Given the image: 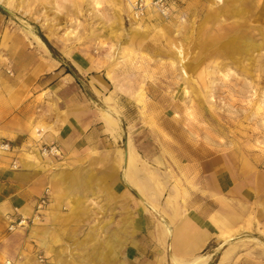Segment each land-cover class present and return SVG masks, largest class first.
Segmentation results:
<instances>
[{
  "label": "crops",
  "instance_id": "crops-1",
  "mask_svg": "<svg viewBox=\"0 0 264 264\" xmlns=\"http://www.w3.org/2000/svg\"><path fill=\"white\" fill-rule=\"evenodd\" d=\"M1 36L0 139L12 149L0 150V264H168L167 255L264 264V165L220 153L187 171L177 199L144 193L126 172L128 143L117 167L116 122L95 100L109 96L111 80L92 74L85 89L93 69L81 51L60 59L38 36ZM69 65L78 76L62 71ZM43 144L61 155L42 156ZM46 186L42 219L8 231V218L31 215Z\"/></svg>",
  "mask_w": 264,
  "mask_h": 264
},
{
  "label": "rangeland",
  "instance_id": "rangeland-1",
  "mask_svg": "<svg viewBox=\"0 0 264 264\" xmlns=\"http://www.w3.org/2000/svg\"><path fill=\"white\" fill-rule=\"evenodd\" d=\"M0 4V61L3 32L28 43L41 32L60 59L84 53V88L92 74L113 85L95 100L116 122L117 167L128 143L162 197H180L187 171L216 154L264 165V0H182L161 20H135L123 0Z\"/></svg>",
  "mask_w": 264,
  "mask_h": 264
},
{
  "label": "built area",
  "instance_id": "built-area-1",
  "mask_svg": "<svg viewBox=\"0 0 264 264\" xmlns=\"http://www.w3.org/2000/svg\"><path fill=\"white\" fill-rule=\"evenodd\" d=\"M124 4L128 7L130 15L135 20L147 19L150 15H155L161 19H168L174 15V13L179 9L182 0H123ZM12 146L9 141L5 139H0V150L8 151L11 150ZM40 152L42 155L57 157L61 155V151L57 145L43 144L40 147ZM50 202V189L46 186L43 192L38 196L34 212L29 215L11 216L8 218V231H15L22 228H27L36 222H39L43 217V212L46 209L48 203ZM40 261L45 258L43 255H37ZM7 264L10 261L6 262Z\"/></svg>",
  "mask_w": 264,
  "mask_h": 264
},
{
  "label": "bare ground",
  "instance_id": "bare-ground-1",
  "mask_svg": "<svg viewBox=\"0 0 264 264\" xmlns=\"http://www.w3.org/2000/svg\"><path fill=\"white\" fill-rule=\"evenodd\" d=\"M125 153H126V151H125ZM136 161H137V155L135 153H133L132 151L130 152V154H128V156H125L124 162L126 163V172L128 173V176H129L130 180L132 181V183H134V185H136L140 191L144 192L147 189H150L151 187H149V184L144 183L143 181L139 180V178L137 176V170H136L137 169ZM149 173H151V172H149ZM207 257L208 256L200 255V256L195 257L193 259L185 260V259H180L174 255L171 256V258L173 259L175 264H204L207 261Z\"/></svg>",
  "mask_w": 264,
  "mask_h": 264
},
{
  "label": "trees",
  "instance_id": "trees-1",
  "mask_svg": "<svg viewBox=\"0 0 264 264\" xmlns=\"http://www.w3.org/2000/svg\"><path fill=\"white\" fill-rule=\"evenodd\" d=\"M0 10H1V8H0ZM39 34V36L41 37V39L44 41V43L47 45V47L49 48V50L51 51V53L54 55V56H58V51L53 47V45L46 39V37L41 33V32H39L38 33ZM65 72H69V73H71L72 75H74L75 77L76 76H78V74H77V72H76V70L72 67V66H70L69 65V67H67L66 69H65Z\"/></svg>",
  "mask_w": 264,
  "mask_h": 264
},
{
  "label": "water",
  "instance_id": "water-1",
  "mask_svg": "<svg viewBox=\"0 0 264 264\" xmlns=\"http://www.w3.org/2000/svg\"><path fill=\"white\" fill-rule=\"evenodd\" d=\"M0 7H1L4 11L9 12V10H8L7 8H5L3 5L0 4Z\"/></svg>",
  "mask_w": 264,
  "mask_h": 264
}]
</instances>
